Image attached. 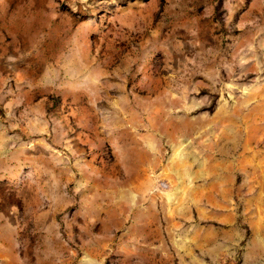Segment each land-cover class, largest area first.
<instances>
[{"label":"rangeland","instance_id":"374dc122","mask_svg":"<svg viewBox=\"0 0 264 264\" xmlns=\"http://www.w3.org/2000/svg\"><path fill=\"white\" fill-rule=\"evenodd\" d=\"M200 158L237 223L153 200ZM257 179L264 0H0V264H264Z\"/></svg>","mask_w":264,"mask_h":264},{"label":"crops","instance_id":"0c3cea01","mask_svg":"<svg viewBox=\"0 0 264 264\" xmlns=\"http://www.w3.org/2000/svg\"><path fill=\"white\" fill-rule=\"evenodd\" d=\"M185 154H177L176 159L179 161H183L185 159ZM152 156L150 157V159ZM154 161L158 162V157L155 156ZM184 162V161H183ZM194 162V161H193ZM200 164H196V161L193 166L190 167H179L177 170L180 175L179 177H175L176 169H172V173L170 168L166 167L162 172V176L167 175L163 179V177L159 180L157 178H152L150 185L148 187V191L153 196V200L160 198L161 196H167L168 198H173L177 201H182L187 210L195 211L196 217H199L203 220H208L206 215L213 214L212 211H216L218 223H224L226 218L229 219L230 223H237L238 212L233 210V208H237V206L244 207L243 203L240 201V204L234 205L232 202L234 201V197L232 199L227 198L228 185L226 180L218 173L217 175H205L202 173V159H199ZM178 167V166H177ZM176 167V168H177ZM168 169V170H167ZM156 175H159L156 171ZM161 174V173H160ZM172 177V178H170ZM175 177V178H174ZM259 179V178H258ZM256 181L257 187H255L254 196H261L262 187L259 186V183L264 182V180ZM236 180H232L233 192L236 189L240 190L243 186L240 184L236 185ZM229 190H231L229 188ZM237 190V191H238ZM235 193V192H234ZM238 194V192L236 193ZM152 196L151 199H152ZM211 201H216L217 203H212ZM217 204V205H216Z\"/></svg>","mask_w":264,"mask_h":264}]
</instances>
